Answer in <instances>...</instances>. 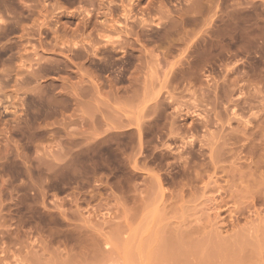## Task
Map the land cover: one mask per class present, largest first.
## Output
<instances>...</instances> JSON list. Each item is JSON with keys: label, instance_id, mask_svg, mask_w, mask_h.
<instances>
[{"label": "rangeland", "instance_id": "1", "mask_svg": "<svg viewBox=\"0 0 264 264\" xmlns=\"http://www.w3.org/2000/svg\"><path fill=\"white\" fill-rule=\"evenodd\" d=\"M0 264H264V0H0Z\"/></svg>", "mask_w": 264, "mask_h": 264}]
</instances>
